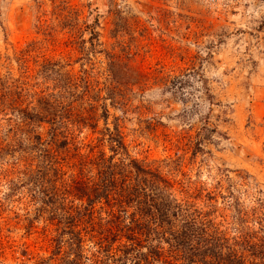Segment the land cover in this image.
Returning <instances> with one entry per match:
<instances>
[{
  "label": "rangeland",
  "instance_id": "374dc122",
  "mask_svg": "<svg viewBox=\"0 0 264 264\" xmlns=\"http://www.w3.org/2000/svg\"><path fill=\"white\" fill-rule=\"evenodd\" d=\"M47 62L84 77L95 99L109 85L120 97L115 108L106 101V123L101 102L75 104L87 125L69 126L79 153L110 155L98 140L117 124L131 158L158 170L182 207L228 237L264 241V0H0V76L41 83ZM46 86L52 82L38 89ZM205 126L213 130L207 138ZM8 127L0 123L1 145L11 142ZM196 141L203 151L192 154ZM73 148L61 152L59 184L71 211L83 208L79 195L88 189L78 181L89 170ZM37 161L31 152L0 151V264H61L68 251L52 255L60 225L41 204L50 187L36 175ZM95 209L98 237L116 222L103 203ZM89 237L93 261L117 263L110 256H119V241L98 254Z\"/></svg>",
  "mask_w": 264,
  "mask_h": 264
},
{
  "label": "trees",
  "instance_id": "16d2710c",
  "mask_svg": "<svg viewBox=\"0 0 264 264\" xmlns=\"http://www.w3.org/2000/svg\"><path fill=\"white\" fill-rule=\"evenodd\" d=\"M94 23L87 25L93 48L97 36ZM23 53L27 56V51ZM63 69L57 62L40 65L37 75L44 81L34 85L20 78L0 76V123L6 122L9 125L6 132L12 133L11 142H6V136L3 145L0 143V151L31 152L38 159L36 175L50 187L48 199H42L41 204L49 207V217L60 225L53 240L52 255H59L64 245L68 250L61 264H97L92 260L95 255H88L86 235H90L87 241L95 240L98 254L107 252L111 242L119 241V256L115 259L114 255L110 256L116 264H159L161 255H165L163 264H264L263 240L260 243L257 239L252 241L255 238L252 234L241 232L238 236L228 237L200 215L182 207L172 196L169 182L158 170L131 158L117 124L112 130L105 129V134L98 140L106 143L110 155L99 151L95 156L92 154L94 148L87 155L79 153L74 138L70 137L69 126L81 128L87 125L75 104L101 102L100 118L106 123V101L115 108L121 100L112 85L103 88V96L99 94L95 99L89 95L94 91L90 92L89 82L84 77H75L62 72ZM109 72L111 83H117L110 69ZM48 81L52 82V87L38 89ZM37 128H45V132L39 133ZM201 130L204 138L213 131L207 126ZM69 145L74 146V156L81 169L89 168L83 180L78 181L80 186L88 189V193L79 195L85 200L82 210L74 207L71 211V207L63 204L66 190H60L62 186H59L64 182L60 155ZM202 151L200 142L196 141L192 154ZM101 203L108 207L106 214L116 224L105 235L96 237L91 218L94 214L99 215L95 206ZM81 217H88L84 223L89 226L78 229ZM258 220L262 221L264 217H258ZM65 236L67 239L63 242Z\"/></svg>",
  "mask_w": 264,
  "mask_h": 264
}]
</instances>
